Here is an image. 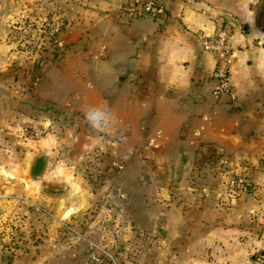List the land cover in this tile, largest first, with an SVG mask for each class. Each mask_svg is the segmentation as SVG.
Returning a JSON list of instances; mask_svg holds the SVG:
<instances>
[{
    "label": "crops",
    "instance_id": "0c3cea01",
    "mask_svg": "<svg viewBox=\"0 0 264 264\" xmlns=\"http://www.w3.org/2000/svg\"><path fill=\"white\" fill-rule=\"evenodd\" d=\"M130 1L0 0V192L28 199L22 245L9 235L0 264H91L88 243L58 236L37 207L95 242L114 221L123 264H257L263 253L264 0H152L155 19L123 16ZM45 17L65 24L64 50L37 71L11 27ZM219 20L234 62L232 96L215 99L200 37ZM90 156L101 158L92 176ZM220 160L246 175L237 197L223 193ZM16 205L0 200V226Z\"/></svg>",
    "mask_w": 264,
    "mask_h": 264
},
{
    "label": "built area",
    "instance_id": "2783aa9c",
    "mask_svg": "<svg viewBox=\"0 0 264 264\" xmlns=\"http://www.w3.org/2000/svg\"><path fill=\"white\" fill-rule=\"evenodd\" d=\"M118 11L129 19L150 17L158 18L164 14L163 8L152 0H131L118 6ZM65 24L61 19H51L45 17L37 25L21 21L11 27L10 41L14 43L16 51L25 58L35 59L37 71L44 65L47 56L50 54L61 55L64 50L61 33ZM230 29L223 20L216 22L215 30L211 35L200 37V47L203 52L209 53L214 57L215 66L212 77L215 86L212 94L215 99L224 96H232L230 85V71L234 62V55L230 45ZM37 79V78H36ZM114 159V158H113ZM220 175L225 178L224 195L228 198L239 196L243 193L246 185V175L242 169L237 168L227 161L216 162ZM111 168L120 170L122 167L114 160ZM141 183L145 182L144 177H140ZM264 193V190H263ZM13 199L17 205L16 210L10 217H7L0 226V248L5 249L9 240V235L18 229V216L25 211L28 199L23 195H11L6 197L0 192V200ZM36 210L41 216L50 222L57 224V235L63 239L86 241L89 247L88 260L91 264H123L122 252L115 246L111 236H115L110 222L106 219L99 224L98 232L101 234L99 242L86 240L84 233L74 222L61 220L50 210L37 207ZM14 242L21 246L23 239L20 235H15ZM257 264H264V250L262 256L257 259Z\"/></svg>",
    "mask_w": 264,
    "mask_h": 264
},
{
    "label": "rangeland",
    "instance_id": "374dc122",
    "mask_svg": "<svg viewBox=\"0 0 264 264\" xmlns=\"http://www.w3.org/2000/svg\"><path fill=\"white\" fill-rule=\"evenodd\" d=\"M97 159H99V158H95V157H92V156L84 159L83 165L86 166L85 170L87 172V175L92 176L93 170L95 171V169L97 168V164H98ZM40 169H41V165L37 164V166H35L34 173L35 174L39 173ZM90 171H92V172H90ZM96 173L97 172H94V174H96ZM25 209H26V206H25ZM26 212H27L26 210L22 211V214H25Z\"/></svg>",
    "mask_w": 264,
    "mask_h": 264
},
{
    "label": "water",
    "instance_id": "95a60500",
    "mask_svg": "<svg viewBox=\"0 0 264 264\" xmlns=\"http://www.w3.org/2000/svg\"><path fill=\"white\" fill-rule=\"evenodd\" d=\"M98 6L101 10H104V11H110L112 9V5L104 1H101ZM122 79L123 78H119L118 81H121ZM260 256H262V254Z\"/></svg>",
    "mask_w": 264,
    "mask_h": 264
},
{
    "label": "trees",
    "instance_id": "16d2710c",
    "mask_svg": "<svg viewBox=\"0 0 264 264\" xmlns=\"http://www.w3.org/2000/svg\"><path fill=\"white\" fill-rule=\"evenodd\" d=\"M110 161V160H109ZM33 173H34V171H33Z\"/></svg>",
    "mask_w": 264,
    "mask_h": 264
}]
</instances>
